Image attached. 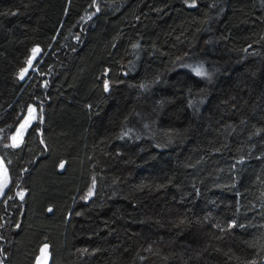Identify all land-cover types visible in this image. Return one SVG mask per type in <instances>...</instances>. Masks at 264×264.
<instances>
[{"label":"trees","instance_id":"1","mask_svg":"<svg viewBox=\"0 0 264 264\" xmlns=\"http://www.w3.org/2000/svg\"><path fill=\"white\" fill-rule=\"evenodd\" d=\"M0 159V264H264V0H0Z\"/></svg>","mask_w":264,"mask_h":264},{"label":"rangeland","instance_id":"2","mask_svg":"<svg viewBox=\"0 0 264 264\" xmlns=\"http://www.w3.org/2000/svg\"><path fill=\"white\" fill-rule=\"evenodd\" d=\"M34 49H38V48H34ZM38 53H39V51L35 52V53H34V51H32L30 59L28 60L27 67L24 70V72L22 73L23 75H25L27 70L32 67L31 63L34 60V58L36 57V55H38ZM29 61H31V63H29ZM34 118H35L34 108L33 107H29L26 116L20 121V123L18 124L16 130L11 135L10 140L12 141L13 145H18L19 144L26 127L32 122V120ZM26 122H27V126L22 129V125H25ZM6 185H7V173H6V169H5L4 164H3L2 160L0 159V196L2 195Z\"/></svg>","mask_w":264,"mask_h":264},{"label":"water","instance_id":"3","mask_svg":"<svg viewBox=\"0 0 264 264\" xmlns=\"http://www.w3.org/2000/svg\"><path fill=\"white\" fill-rule=\"evenodd\" d=\"M50 263H51L50 245L47 242H44L39 246L38 253L35 256L32 264H50Z\"/></svg>","mask_w":264,"mask_h":264},{"label":"snow or ice","instance_id":"4","mask_svg":"<svg viewBox=\"0 0 264 264\" xmlns=\"http://www.w3.org/2000/svg\"><path fill=\"white\" fill-rule=\"evenodd\" d=\"M33 51H34V53H35V52H38L39 49H34ZM29 63H31V61H29ZM197 71H198V74H199V75H205L204 72L199 71V70H197ZM22 75H23V74H21V76H22ZM107 87H108V85L106 84V85H105V88L107 89ZM26 126H27V122L25 123V125H22V129L25 128ZM61 167H63V165H61ZM89 195H91V193H89Z\"/></svg>","mask_w":264,"mask_h":264}]
</instances>
